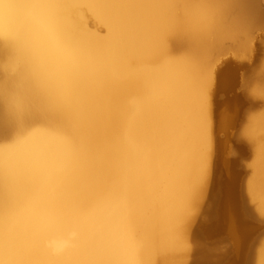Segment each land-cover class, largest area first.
Masks as SVG:
<instances>
[{"label":"bare ground","instance_id":"bare-ground-1","mask_svg":"<svg viewBox=\"0 0 264 264\" xmlns=\"http://www.w3.org/2000/svg\"><path fill=\"white\" fill-rule=\"evenodd\" d=\"M41 2L60 7L36 6ZM112 2L0 0V162H22L10 188L12 227L28 250V258L33 264H58L84 258L87 249L128 264L140 260L200 264L209 253H201L200 245L187 248L191 238L186 234L195 241L198 232L204 231L208 238L226 233L232 240L229 252L217 261L254 264L264 245V238L256 246L251 242L255 234L251 222L264 223L261 107L248 103L251 111L236 135L239 143L248 144L252 155L249 174L240 188L234 165L221 162L214 154L216 138L213 140L211 130L202 177L195 147L178 130L175 102L161 88L179 69L159 65L127 86L117 83L125 75L127 58L138 57L141 67L147 63L154 38L138 28L118 26ZM183 2L199 6L194 11L213 14L225 25V38L207 53L210 70L206 87L211 107L216 79L231 90L229 83L237 74V67L230 66L233 61L227 60L222 72L218 64L231 56L241 64L251 61L256 38L262 39V57L243 81V90L251 78L264 74V0ZM159 39L167 42L168 36L161 33ZM189 53L197 54L191 42ZM78 94L98 98L110 107V114L101 133L95 171L69 174L63 171L64 139L45 126L44 120L51 101L64 106ZM113 97L115 103L109 104ZM234 99L240 101V97ZM196 103L194 92L185 94V119ZM235 105L229 102L220 108L221 120L233 124ZM216 166L224 167L226 173L213 183L210 179ZM250 185L256 191L252 202L246 199ZM93 188L95 191L80 201L81 214L59 228L50 226L54 198L83 197L85 189ZM3 198L0 184V205ZM129 200H134L138 209L135 226L126 211ZM181 251L189 253L183 257L190 260H176Z\"/></svg>","mask_w":264,"mask_h":264},{"label":"snow or ice","instance_id":"snow-or-ice-1","mask_svg":"<svg viewBox=\"0 0 264 264\" xmlns=\"http://www.w3.org/2000/svg\"><path fill=\"white\" fill-rule=\"evenodd\" d=\"M36 6L49 9L60 5L41 2ZM110 7L117 12L118 26H132L143 34L154 39L150 46V57L143 66H138V57L132 56L125 61V75L117 82L127 86L131 80L138 79L142 72H148L159 65H175L179 71L169 80L161 84V88L175 102L178 119V130L184 135L187 143L195 147L200 161L201 176L206 173V148L209 130L214 140L219 118V106L207 99V78L210 62L207 53L214 45L225 38V25L213 14L194 11L199 7L183 0H113ZM161 33L168 36L162 42ZM197 51L189 53V43ZM240 87L237 82L235 89ZM234 89V90H235ZM194 92L197 103L191 115L185 119L186 109L183 104L185 94ZM248 101L261 107V119L264 120V74L259 78H251L245 90ZM115 103L113 97L109 104ZM45 126L57 131L64 139L66 154L63 164L65 173L94 172L99 151L101 133L109 118L110 107L101 103L96 97H84L80 94L73 97L70 104L60 106L51 101L46 110ZM54 114V115H53ZM22 162L15 164L5 160L0 162V184L4 191L3 204L0 205V264H33L28 258L29 252L22 244L18 234L14 232L12 220L14 205L10 188L15 171ZM250 180L255 177L250 173ZM264 187V175L260 177ZM95 189H85L83 197H56L49 209V224L59 228L66 220L82 213L80 201L91 195ZM255 188L250 185L246 191V199L252 202ZM264 211V201L261 202ZM130 223L135 226L138 209L134 200L126 206ZM84 258L61 261L58 264H128L126 261L115 262L87 249ZM135 264H150L140 260ZM254 264H264V245L261 246L259 259Z\"/></svg>","mask_w":264,"mask_h":264},{"label":"rangeland","instance_id":"rangeland-1","mask_svg":"<svg viewBox=\"0 0 264 264\" xmlns=\"http://www.w3.org/2000/svg\"><path fill=\"white\" fill-rule=\"evenodd\" d=\"M254 41L256 42L253 47L254 50H252L253 59L251 61L241 64L233 56H231V57H228L227 59H224L221 63L218 64V70H221L222 72L225 69L226 61L227 60L233 61L234 65L230 64V66L234 68L237 67V74L235 75L234 79L230 81L229 83L230 86L226 85V86L231 87V90L223 86V82H219V79H216V83L214 86V93H213L214 102L217 103V105L219 106V110L220 108H222V106L226 105L229 102L230 103L233 102L234 104H236L235 105L236 107L234 110L235 114H234L233 124H228L225 121H223V119L221 120L220 116L218 118V123H217L216 130H215L216 143L215 145H213L214 146L213 151H214V154H216V156H218V158L221 159V162L230 161L234 165L233 170L234 169L235 170L233 171V173L236 177L238 188H240L243 181L247 178L249 174V164L252 161L250 147L246 143H239L236 139V135L239 133L242 127L246 124V116L251 111L250 106L248 104L250 101H248L247 96L244 95L245 91L242 88V83L243 81L246 80V78L250 76L249 74L250 70L252 69V67L253 68L255 67L256 63L258 62V59L262 57V54H261L262 53V45H261L262 39L256 38ZM237 82L240 83V87L235 89ZM235 97L236 98L240 97V101H236V99H234ZM218 166L220 165L218 164ZM222 168L223 170L222 169L220 170L219 168L216 169V173H214V176H212V178L210 179L211 180L210 182L218 183L219 181L222 180V178L224 177L222 172L226 173L225 168L224 167ZM251 223L255 228L254 229L255 234L252 236L251 242H254L256 246L258 242H260V240L264 238V228H263L264 223L259 224V226L258 224H255L253 222ZM200 232L202 233L198 232L199 235L195 237V241H193L191 234L185 233L189 238H191L190 239L191 244L187 243L186 247L192 248L193 246L194 248L195 246L200 245L199 246L200 250L203 249L202 250L203 252L201 253H204L205 256L207 255V253H209L207 255L208 257L206 256L208 260L206 259L207 261L206 260L204 262L202 261L203 264H205V262H207L206 264H229L230 261L228 262H226V260L217 261V259L220 256L222 255L224 256V254L228 253L230 250L231 246L229 245V241H232V240L229 239L227 234L226 233L225 234L223 233L221 235L211 234L212 236L210 235L209 236L210 238H208L207 232H204V231H200ZM185 234H183L184 235L183 238L185 237L184 239L186 240V238L188 237ZM201 234L204 237L200 236ZM189 245H192V246H189ZM181 252H178L180 255L178 253H177L178 255L176 254V260H179L180 257L186 258L184 259L185 262L187 260H190L186 257L189 255V253L184 252L183 254V252L182 253ZM184 255L186 256L183 257ZM209 256L211 260L209 259ZM184 260H182V262ZM202 262H199V263L202 264Z\"/></svg>","mask_w":264,"mask_h":264}]
</instances>
